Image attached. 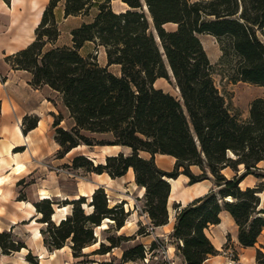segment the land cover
I'll return each mask as SVG.
<instances>
[{
  "label": "trees",
  "instance_id": "obj_1",
  "mask_svg": "<svg viewBox=\"0 0 264 264\" xmlns=\"http://www.w3.org/2000/svg\"><path fill=\"white\" fill-rule=\"evenodd\" d=\"M59 1L48 0L34 29V39L5 57L13 69L31 73L32 86L48 85L61 94L74 123L66 129L60 125L62 115H54V139L60 146L57 157L78 145L130 147L129 154L107 155L104 162L97 163L77 154L70 166L97 174L105 172L111 178L132 168L136 184L145 189L144 211L151 227L168 222L169 180L180 174L188 177V184L212 179L217 189L176 209L170 235L178 242L184 264H202L207 257L219 254L205 229L220 222L221 210H226L237 225L240 245L254 246L264 228V201L260 197L264 182L244 188L239 183L248 174L264 178L257 165L264 161V97L250 102L246 121L231 113L214 83L213 65L198 34L227 40V46L221 44V50L224 54L231 51L239 59L232 81L264 86V43L258 36L260 33L264 37V0H143L150 19L142 0H121L129 7L122 12L112 10L111 0H103L96 4L90 21L70 30V46L45 49L60 34L54 13ZM93 3L64 0V17L87 15ZM168 22L176 24V28L165 29ZM87 41L104 48L106 65H100L92 52L80 53ZM111 64L119 65V74L108 69ZM168 69L179 97L154 86L156 79L170 78ZM37 122L38 116H25L23 132L34 128ZM82 131L110 133L112 139L94 140ZM139 151H146L151 157L144 158ZM156 153L175 158L172 170L156 165ZM240 164L244 167L241 174L230 179L223 175V168L229 167L236 173ZM191 166H197L199 172H193ZM84 197L62 200V204L71 203L73 208L58 224L51 219L53 200L41 198L33 203L40 214L37 221L47 225L40 231L49 251L62 248L70 239L72 254L78 257L84 254L83 248L96 242L93 227L102 220L112 217L118 229L124 225L125 214L113 216L115 206H109L103 187L93 191L90 213L81 207ZM22 199L25 195L20 192L18 200ZM128 237L110 238L108 247L118 246L119 239ZM154 245L152 241L149 248ZM0 247L8 254L25 244L1 231ZM108 247L104 248L101 242L99 250L103 253ZM263 249H256L254 264H264ZM144 254V245L137 244L123 251V258H143ZM26 259L36 264L30 252Z\"/></svg>",
  "mask_w": 264,
  "mask_h": 264
},
{
  "label": "crops",
  "instance_id": "obj_2",
  "mask_svg": "<svg viewBox=\"0 0 264 264\" xmlns=\"http://www.w3.org/2000/svg\"><path fill=\"white\" fill-rule=\"evenodd\" d=\"M101 1L103 0L98 2ZM47 2L48 0H9L8 3L0 0V231H12L18 236L21 233L19 230L24 226L26 232L24 238L26 247H22L19 251L11 254H4L0 249V264H29L25 259L28 249L38 257L36 264H74V257L70 248L66 245L53 251H49L45 247L39 232L42 223L37 221L40 214L36 212L33 206V203L41 198L49 197L51 200L58 199L57 201H61L76 199L79 195L88 197L97 187L101 186L104 188L109 202L111 201V192L119 193V195L123 193V197L120 199L130 207L131 216L136 214L134 202L131 198L133 191L129 197L125 194L126 191L120 190V187L126 183L130 187L133 183L136 186L132 168H129L120 177L111 178L105 172L86 175L82 174L80 169L70 167L71 159L76 154L88 155L90 159L97 163L103 162L107 155H115L118 152L129 154L131 152L130 147L124 145H98L94 147L78 145L68 151L64 157L57 158L55 154L59 146L54 139V115H62L63 119L60 125L64 128L71 127L74 123L62 101L61 94L48 85L32 86L30 84L32 75L29 71L13 69L9 62L5 60L7 55L26 47L34 39V29L41 19L42 11ZM111 8L115 12H122L129 7L121 0H111ZM95 13L96 11L91 13L90 9L87 19H84L82 15L64 17L63 2L59 3L55 10L56 19L59 18L65 21L69 18L79 17L76 26L82 22L90 21ZM164 27L167 30H174L176 24L168 22L164 24ZM71 29L68 30L67 41L60 42L58 37L53 43L46 44V47L70 46ZM200 35L198 34L199 39ZM87 44L94 45V43L87 41L79 51ZM99 47H101L99 52L103 51L105 54L104 48ZM106 63L105 54L102 60H99V64L106 65ZM108 69L114 74L120 73L119 65L111 64ZM168 71L171 77V70ZM171 78L175 82L174 78ZM162 79H156L154 86L169 91L162 86ZM174 85L179 92L175 83ZM30 115L38 116V122L34 128L23 132L22 120L25 116ZM76 151L79 152L75 153ZM139 155L144 158L151 157L150 153L146 151H139ZM154 161L159 168L169 171L174 165L175 158L170 155L156 153L154 154ZM262 162L257 164L259 168L264 167ZM61 165H68L69 167H64L62 170ZM243 171L244 167L240 164L236 173L239 175ZM222 173L229 179L236 174L229 167L223 168ZM260 180L254 175L248 174L240 181L239 185L242 188L251 187ZM169 182L168 222L151 227L150 233L141 237L143 243H150L158 237L167 239L172 233L178 212L173 208L174 204H177L178 208L181 209L194 198L212 189H217L212 179L188 184V177L183 174L169 180ZM137 189L138 194L133 197L140 201L144 188L137 187ZM20 191L25 194V200L17 199ZM263 195L264 190L260 193L261 200ZM52 219L55 221L54 214ZM145 221H149L146 216ZM132 224H135V222H132ZM133 227L134 225L130 226L129 232H126L124 230L128 226L125 224L120 231H124L126 235H131L136 230ZM237 230V225L232 216L226 210H221L220 222L209 225L205 229L206 235L219 251V254L207 257L202 264H231L228 255L231 251L236 255V259L232 261L234 264H253L256 249H263L264 247V228L259 234L255 245L250 247L240 245L237 240ZM228 237L231 240L227 245ZM66 247L68 250L64 251L63 255L60 254V251ZM164 250H168L169 256L175 254V247L171 242L167 241ZM177 252L179 251L177 250ZM177 257L184 264L183 256L179 254Z\"/></svg>",
  "mask_w": 264,
  "mask_h": 264
},
{
  "label": "rangeland",
  "instance_id": "obj_3",
  "mask_svg": "<svg viewBox=\"0 0 264 264\" xmlns=\"http://www.w3.org/2000/svg\"><path fill=\"white\" fill-rule=\"evenodd\" d=\"M98 1L99 0H95L93 3L94 5L92 7H90L91 13L96 11V9H97L96 4ZM191 1H196V0H191ZM62 2L64 3V0H60L58 2V4L62 3ZM142 2H143V0H142ZM143 9L145 10V12L147 13V15L149 17V14L147 12V9H146L144 2H143ZM55 10H56V7L54 9V13H55ZM88 16H89V12L87 15H82V17L84 19H87ZM55 19H56V15H55ZM149 19H150V17H149ZM78 20H79V17L78 18H76V17L69 18L65 21L60 20L59 18L56 19L58 28L60 30V34H59L60 36H58L60 42H65L68 40V36H69L68 30L70 28L75 27L78 24ZM150 24H151V20H150ZM151 30L156 35V32H155L152 25H151ZM200 34H201L200 40L203 44L202 46H203L210 62L213 65L212 77H213V80H214L216 87L218 88L220 93L224 96L225 101H226L231 113L235 114L240 120L246 121L249 118L250 102L256 97H264V86L244 82L241 80L236 81V82L232 81L231 78L235 74V70L238 66L239 59L233 52L229 51L226 54H224L223 51L221 50V44H223V45L225 44L227 46V40L225 38L219 39V38H216L212 35L205 34V33H200ZM258 36L262 40V42L264 43V37L260 33H258ZM46 46H45V49H47ZM100 48L101 47L96 46V44H94L93 46L91 44H89V45L87 44L81 49L80 53L85 55L87 53L92 52L93 54L96 55L97 61L99 63V60L101 61L102 57L105 56L103 51L99 52ZM171 77H173V76H171ZM171 77L169 79L163 78L161 80L162 86L169 90V91H165V92H168L172 95L174 94L173 96L179 97V92L177 91V89L174 85L175 82H173V79ZM69 128L70 127L66 128V129H69ZM82 133L90 135L91 137H93L94 140H110V139H112V135L110 133H96V134H94V133H88L86 131H82ZM58 146H59V144H58ZM86 146H88V145H86ZM94 146H98V145H92V146H88V147H94ZM59 148H60V146H59ZM58 149H57V151H58ZM57 151L55 154L56 157H57ZM78 152L79 151H76L75 153H78ZM80 154H82V153H80ZM227 154L230 157H234V154L231 151H228ZM83 155H85V154H83ZM86 156H88V155H86ZM57 158H62V157H57ZM104 161L105 160H103V162ZM263 162H262V164H264ZM60 167H62L61 169L63 170L64 167H69V166L68 165H61ZM70 167H72V166H70ZM74 169H80L82 174L84 173L86 175L94 173V172H88L84 168H74ZM58 170H60V169H58ZM191 170L195 173L199 172V168L197 166H192ZM260 172L264 173V167L260 168ZM95 174H97V173H95ZM259 179H261V178H259ZM259 182H264V179L262 178ZM258 183H256V184H258ZM137 187H141V186H139L137 184L135 186V184L133 183V185H131V187H130L126 183V184H124V186L120 187V190L123 192L126 191L125 194L129 195V197H130V194L132 191H133V196L138 194ZM144 192H145V189H144ZM92 193L88 197L84 195L85 196L84 197L85 202H83L81 204V207L84 209V211L86 213H90L93 210V205H91ZM19 194H18V196H19ZM143 195H144V193H143ZM18 196H17V199H18ZM79 196H83V195H79ZM79 196L77 198H79ZM133 196H131V198L134 202V208L136 210V214H134L133 216H131L130 207H128L125 204V201L120 199L121 197H123V193L119 195V193L116 194L115 192H111L110 193L111 201L109 202V200H108V204L110 207L115 206L114 211L112 213L113 216L121 217V215L125 214L124 225L126 224V226H128V228H126L124 231L129 232L130 226L134 225L133 229L136 228L135 232L132 233L131 235H126L124 233V231L121 232L120 231L121 228L118 229L116 227L115 222L112 219V217H109V219H110L109 222H104L102 220L100 225L93 227V230H94L93 235L96 238V242L94 244L88 245L85 248H83L82 253H84V254H82L78 257H74L72 254V250H71V243L72 242L70 239H68V241L65 245L70 248L71 254L74 257V264H164L165 259H163L162 251H164L165 244L167 243V241L174 244L175 254H173V256H174L176 262L178 264H183V262L177 257V256H179V254H181L177 248L178 242L173 237H171V235H169L166 240L163 238H160V237L152 240L155 242V245H154L153 249L149 248L150 254H148V260L147 261H144V259H143L144 257L143 258L133 257L132 259H127V260H126V258H123V251L129 250L137 244H143V245L146 244L147 246H150V244L152 242V241L150 243L141 242V237L146 236L147 235L146 232H148V234H149L151 231L150 218L148 216V213L144 211L145 198H144V196H142L140 201H138ZM57 200L53 199V201H54V203H53V205H54L53 206V214H54L55 221L52 219L53 214L51 215V219L55 222V224H58L62 219L69 216L71 214L72 208H73V204H71V203L70 204H62V200L61 201H57ZM68 200H71V199H68ZM263 201H264V195L262 196V202ZM64 207H65V209H61L59 211L57 210V209L64 208ZM34 209H35V207H34ZM174 209L178 210V207L174 208ZM122 210H123V213H122ZM144 215L146 216V218H148V220H149L148 222L145 221ZM132 222H135V224H132ZM23 223H27V222H23ZM103 223L105 224L106 227H102ZM46 226H47L46 223H42L41 228L45 229ZM24 228H25L24 226L21 227V229L19 230L21 233L18 236L16 234H14L12 231H7V232L10 233L11 238H13L15 241H22L25 244L24 238L26 237V232L24 231ZM41 228L39 229V232H40V235H41L42 240H43V236H42L41 231H40ZM139 228H141V229H139ZM2 231H6V230H2ZM121 235L129 236V237L119 239L118 240V246L108 247L110 245V243L108 241L110 238H117L118 236H121ZM227 239H228L227 240V245H228V243H230L231 238L228 237ZM101 242H103L104 248L108 247V251L102 253L101 249L99 250ZM25 247H26V244H25ZM67 247L65 249H63L62 251H60L61 252L60 254L63 255L64 251L68 250ZM0 249H1V247H0ZM54 250H56V249H54ZM104 250H106V249H104ZM177 250L179 252H177ZM1 251H2V249H1ZM14 252H16V251H11L8 254H11ZM29 252L32 256V259H34L36 262L38 257L36 255H33L31 253V250L28 249L27 254ZM263 253H264V250H263ZM176 254H177V256H176ZM26 255H25V259H26ZM228 255H229V259L231 261L230 263L234 264V262H232V261H234V259H236V255L234 254L233 251L229 252ZM27 262H29V264H31L30 261L27 260ZM254 263H255V260H254Z\"/></svg>",
  "mask_w": 264,
  "mask_h": 264
},
{
  "label": "built area",
  "instance_id": "obj_4",
  "mask_svg": "<svg viewBox=\"0 0 264 264\" xmlns=\"http://www.w3.org/2000/svg\"><path fill=\"white\" fill-rule=\"evenodd\" d=\"M179 243L181 244V242H179ZM144 247H145V255H144L143 259H144V261H147L148 260V254H150L149 246L144 244ZM162 253H163V259H165L164 264H178L173 255L169 256L168 250H164V251H162Z\"/></svg>",
  "mask_w": 264,
  "mask_h": 264
},
{
  "label": "bare ground",
  "instance_id": "obj_5",
  "mask_svg": "<svg viewBox=\"0 0 264 264\" xmlns=\"http://www.w3.org/2000/svg\"><path fill=\"white\" fill-rule=\"evenodd\" d=\"M227 200H231V199H230V198H227ZM61 209H65V207H64V208L57 209V210L59 211V210H61ZM103 221H104V222H109L110 219H107V218H106V219L103 220ZM102 227H106L104 223H103ZM38 233H39V232H38Z\"/></svg>",
  "mask_w": 264,
  "mask_h": 264
}]
</instances>
